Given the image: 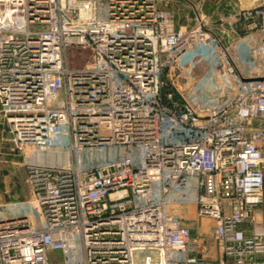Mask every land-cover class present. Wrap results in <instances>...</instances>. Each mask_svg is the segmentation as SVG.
Wrapping results in <instances>:
<instances>
[{
	"label": "built area",
	"instance_id": "1",
	"mask_svg": "<svg viewBox=\"0 0 264 264\" xmlns=\"http://www.w3.org/2000/svg\"><path fill=\"white\" fill-rule=\"evenodd\" d=\"M166 5L0 0L2 125L24 155H68L25 162L43 225L0 221V264H52L53 251L70 264H179L200 244L169 207L189 202L214 220L220 264H264V62L240 63L251 45L264 59V0L235 23L196 14L187 26ZM68 46L90 49L93 67L71 70ZM190 53L209 97L197 80L179 86ZM115 145L126 155L80 170L79 152Z\"/></svg>",
	"mask_w": 264,
	"mask_h": 264
},
{
	"label": "crops",
	"instance_id": "2",
	"mask_svg": "<svg viewBox=\"0 0 264 264\" xmlns=\"http://www.w3.org/2000/svg\"><path fill=\"white\" fill-rule=\"evenodd\" d=\"M252 3L253 0H232L229 4L221 5V9L217 8V15L235 16L239 8L252 6ZM227 21L229 22L226 20V23ZM43 154L33 150L24 155L17 151L11 141L10 132L2 125L0 115V206L6 207L0 213V220L23 219L31 225L42 227V218L39 219L40 211L29 187L24 182L26 175L24 159L26 157L40 161ZM169 211L181 218L190 228L192 238L200 244L198 251L183 254L179 264H187L185 262L187 255L196 257L197 264H220L222 253L214 237V220L199 216L196 205L192 202L172 205ZM49 257L52 264H60L64 254L61 251H53Z\"/></svg>",
	"mask_w": 264,
	"mask_h": 264
},
{
	"label": "rangeland",
	"instance_id": "3",
	"mask_svg": "<svg viewBox=\"0 0 264 264\" xmlns=\"http://www.w3.org/2000/svg\"><path fill=\"white\" fill-rule=\"evenodd\" d=\"M232 0H164L167 4L166 8L173 10L175 13L176 19L179 21V24L183 26L192 25L195 22V15H201L204 17H211L213 20L218 19L217 8L221 9V5L229 4ZM248 7V6H247ZM227 16V15H224ZM101 17L102 19L109 18V7L107 2L102 3L101 8ZM236 32L231 31L230 42H237L240 40V37L243 36L246 31V26L244 24L237 23L235 26ZM233 35V37H232ZM247 40L244 38L241 42L246 43ZM249 45V44H248ZM247 47V46H246ZM253 45L248 48H244L243 56L244 60H240V63L243 67L254 66V64H259L264 62V59L257 60L252 54ZM192 59V62L190 60ZM255 62V63H254ZM92 51L90 49H81L79 47L68 46L67 47V65L71 70H82L90 69L93 67ZM181 69L184 70L181 72L178 78L179 86L183 91H187L190 85L197 80V88L195 93L206 98L210 96V92L202 90V80L198 78L204 71V66L200 63L194 54L190 53L181 63ZM134 154L137 155V151L134 150ZM126 155L124 148L119 145L115 146H104V147H87L83 151L79 152V157L81 158L80 170H88L100 165L103 162L114 161L122 156ZM67 148L66 146H57L51 150L50 156L47 153L43 154L42 160L38 163L45 165H65L67 162ZM140 157V155H139ZM27 163L32 162V158L24 159ZM5 206H0V213L5 210ZM264 210V204H263ZM39 217V219H41ZM43 223V220H41ZM79 251L81 254L80 242L78 241ZM62 263L60 264H70L69 258L63 257Z\"/></svg>",
	"mask_w": 264,
	"mask_h": 264
},
{
	"label": "water",
	"instance_id": "4",
	"mask_svg": "<svg viewBox=\"0 0 264 264\" xmlns=\"http://www.w3.org/2000/svg\"><path fill=\"white\" fill-rule=\"evenodd\" d=\"M224 19L235 22L237 21L238 18L236 16H224ZM0 221H3V220H0Z\"/></svg>",
	"mask_w": 264,
	"mask_h": 264
}]
</instances>
